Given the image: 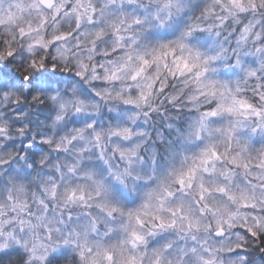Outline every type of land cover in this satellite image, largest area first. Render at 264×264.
Listing matches in <instances>:
<instances>
[{"label":"clouds","instance_id":"9594fccd","mask_svg":"<svg viewBox=\"0 0 264 264\" xmlns=\"http://www.w3.org/2000/svg\"><path fill=\"white\" fill-rule=\"evenodd\" d=\"M0 264H264V0H0Z\"/></svg>","mask_w":264,"mask_h":264}]
</instances>
